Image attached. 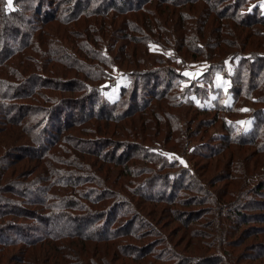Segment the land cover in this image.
Masks as SVG:
<instances>
[{
    "label": "trees",
    "instance_id": "obj_1",
    "mask_svg": "<svg viewBox=\"0 0 264 264\" xmlns=\"http://www.w3.org/2000/svg\"><path fill=\"white\" fill-rule=\"evenodd\" d=\"M25 1L28 6L13 13L10 21L7 14L16 9H8L6 0H0V31L22 38L13 41L0 58V72L4 73L0 78V132L4 131L0 134V264H9L6 253L16 245L14 259L19 264H115L117 259L128 264V260L140 258L138 246L132 245L131 251L125 246L155 226L145 215L152 216L159 207L146 211V202L181 203L183 192L172 189L159 194L156 189L161 178L172 180L171 188L177 185V177L171 176L178 171L164 172L175 163L167 161L164 143L155 137L164 132L159 127L161 120L164 127L169 121L178 125L175 112L169 111L177 105L213 111L211 117L198 122L203 127L215 122L219 111L238 112L247 103L244 101L249 102L252 127L235 137L222 121L229 135L219 145L204 148L215 153L231 143L253 147L249 154L261 168L241 172L244 180H253L251 188L233 182L229 194L243 196L244 208H256L262 214L264 51L249 50L245 56L244 50L249 44L252 47L248 48L256 47L252 32L263 35L264 30L253 28L255 24L264 26L263 14H256V9L242 10L243 1L223 8L219 6L222 0H49V6L45 0ZM28 10L41 16L33 19L32 13L26 14ZM62 39L71 49L57 48L55 43ZM150 40L170 48L182 63L185 56L225 63L240 54L234 74L241 84L232 103H219L220 96L211 105L174 103L170 80L167 88H153L146 95L145 90L139 91L137 76L152 74L165 62L150 48ZM173 62L179 63L177 59ZM92 67L99 68L104 77L112 70H130L131 85L121 88L117 100L120 109L115 103L98 101L94 86L103 78L92 74ZM128 117L132 120L125 121ZM221 118L224 120L223 115ZM52 119L57 125L49 128ZM144 132L150 137L147 142L153 143L139 140ZM22 159L28 163L20 164ZM239 161L248 166L240 157L237 166ZM145 170L151 174L140 177ZM199 174L193 166L184 173L185 180L178 178L179 185L210 196ZM227 176L232 179L231 174ZM109 206H119L113 221L108 219ZM165 209L170 214L176 211L174 207ZM119 218L124 224L113 228ZM64 220L77 226H64L60 223ZM102 222L105 227L99 229ZM167 248H172L169 242ZM145 252L155 253L152 247Z\"/></svg>",
    "mask_w": 264,
    "mask_h": 264
},
{
    "label": "rangeland",
    "instance_id": "obj_2",
    "mask_svg": "<svg viewBox=\"0 0 264 264\" xmlns=\"http://www.w3.org/2000/svg\"><path fill=\"white\" fill-rule=\"evenodd\" d=\"M45 1L44 3L49 6V0ZM234 1H243L242 10L244 7L246 10L256 9V14L264 15V0H222L219 6L223 8L226 5H231ZM6 6L8 9H16L14 12L7 14L11 18H7L6 20L11 21L13 19V13H19V9H24L28 4L25 0H12L9 6L6 0ZM31 7H34L33 3ZM31 13L33 19L41 16L31 10L26 12L27 15ZM40 14H42V9ZM19 25L20 23L18 25L16 24V26ZM21 25L22 27L29 28L26 23H22ZM253 28L260 31L264 30V26H261V24H255ZM8 34L9 36L0 31V42L4 41V45H0V58L5 57L9 49L8 46L10 44L12 45L13 41L22 40L21 37L19 39L15 38L10 32ZM251 35V39L256 44V47L251 49L248 47L252 46L250 44L247 45L248 49L245 48L246 50H244L245 56L249 50H253V53L257 50L264 51V33L261 35L258 32L256 34L252 32ZM152 42L154 41L150 40V48L156 50L158 56L163 57L165 62L162 65L160 64L159 68L154 69L152 74L144 73L142 74L143 76H137L138 84L136 83V86L137 88L139 87V91L141 89L142 91L145 90L144 93L146 95L149 90L157 87L161 88L171 82V86L174 87L172 90L174 98L171 101L174 103L190 101L194 104L211 105L212 99L215 96L221 97L219 103L229 105L232 103L233 95L241 84V79L234 74L240 65V54L228 59L225 63L213 61L209 62V64L202 56L196 58L185 56L187 58L182 63L180 57L175 56L170 51V48L164 45V47H161ZM55 45L59 49L62 46L66 49H71V44L65 39L56 42ZM230 47L229 50H232L233 46ZM128 49L131 50L132 46ZM222 55L214 56V60H217ZM152 57L155 56L151 55L150 58ZM174 59H177V63L178 61L179 63L175 64L173 62ZM120 61L123 66H129L127 62ZM168 69L171 70L170 73ZM90 71L92 74L103 78L97 81V83L95 82L96 86H94L97 90L98 101L107 104L115 103L117 109H120L118 108L117 100L121 88L131 85L133 76L130 70H112L109 71V77H104L97 67L90 68ZM2 74L4 73L0 72V78L3 76ZM244 102L239 103L238 107H241V103L245 104L240 108V111L230 113L224 111L225 113L223 114L219 111L216 115L218 119L203 127L199 126L198 122L211 117L214 112H199L195 110V107L187 105H177L176 108H170L169 110L170 112H175V120L179 119L178 125L169 121L168 127H164L163 121H160L159 127L163 129L166 135L162 139L161 137L164 135V132H161L159 136L155 135V137L158 141H163L165 151H167L164 152L167 161L175 163L172 167L165 168L164 172H178L171 176L177 177L175 180V184L177 185L171 188L170 183L173 181H165L161 180V178L156 189L159 194L172 189L173 191L177 190L180 194L183 192L180 198L181 203L168 206L162 202H146V211H151V209L159 207V211L152 216L145 215L155 226L145 230L140 239H133L130 243L126 244V249L128 250L127 247H129L130 251L132 245L138 246L139 253L141 252L142 255L140 258L133 259L132 261L128 260V264H264V211L260 214V211L256 210V208L252 210L244 208L246 206V199L243 196L233 198L229 194L233 182L236 185L251 188L253 180H247V177L244 180V174L241 172H244L247 168L250 170L249 172L253 171V168L256 170H260L261 168L259 161L253 164V156L249 154L252 152L253 147L246 143H242L243 145L241 146L231 143L227 146L224 145L223 148L217 150L215 153H212V151L209 152L204 148V145L210 147L219 145L222 143L220 139L227 134L229 135L223 123L231 127V135H235V137L247 132L252 127L254 120L252 106L248 105V101ZM254 105L259 106L257 103ZM161 113H163L162 109ZM221 115H223L224 120L221 118ZM63 118H65V114L61 117V119ZM129 119L131 118L128 117L125 121ZM56 121L59 122V119ZM48 125L49 128H52V125H57V123L52 119ZM173 125H176V127H173ZM1 133H4V131ZM143 134L139 140L147 142L150 137L147 136V132ZM148 143H153V140ZM109 147L112 148V145ZM200 152H203V154ZM238 157L242 160H247L248 166L246 167V164H243L242 161H239L237 166ZM22 163H28V160L22 159L20 164ZM139 163L141 164L143 162L141 161ZM193 166L196 167L200 173L199 175L204 178L210 190V196L208 193L202 191L194 194L192 191L187 190V188L183 189L180 187L178 178L182 181L185 180L186 178H183L184 173L187 170H191ZM149 173L145 170L140 177L149 176L151 174ZM227 174H231L232 179L228 178ZM113 188L115 187L113 186ZM251 196L253 195L251 194ZM118 207L111 208L109 206V209H112L108 217L110 221H113L117 217ZM165 207H170L171 209L174 207L176 211L170 214ZM241 214H244V217ZM157 215L160 216L158 217ZM121 219L119 218L115 223L113 222L111 226L114 228L119 223L120 225L124 224V222H120ZM60 223L64 224V226H77V223L72 221L64 220ZM103 224L102 222L98 225L101 226L99 229L105 227ZM79 226L83 227L80 224ZM192 230L195 232H192ZM168 242L172 248H167ZM16 247L17 245L9 248L8 253H6V255H9V264H19L14 259V255L18 254L14 250ZM39 247L40 245H38ZM151 247L154 248L155 253L151 255L146 254L145 251ZM43 248L44 246H42ZM225 259L227 263L224 262ZM120 262V259H117L113 263L120 264Z\"/></svg>",
    "mask_w": 264,
    "mask_h": 264
},
{
    "label": "snow or ice",
    "instance_id": "obj_3",
    "mask_svg": "<svg viewBox=\"0 0 264 264\" xmlns=\"http://www.w3.org/2000/svg\"><path fill=\"white\" fill-rule=\"evenodd\" d=\"M8 5L10 6L12 3V0H7Z\"/></svg>",
    "mask_w": 264,
    "mask_h": 264
}]
</instances>
